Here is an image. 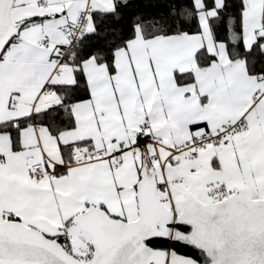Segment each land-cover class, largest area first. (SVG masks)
Returning a JSON list of instances; mask_svg holds the SVG:
<instances>
[{"label": "snow or ice", "instance_id": "snow-or-ice-1", "mask_svg": "<svg viewBox=\"0 0 264 264\" xmlns=\"http://www.w3.org/2000/svg\"><path fill=\"white\" fill-rule=\"evenodd\" d=\"M132 4L0 0V264H264V0Z\"/></svg>", "mask_w": 264, "mask_h": 264}, {"label": "trees", "instance_id": "trees-1", "mask_svg": "<svg viewBox=\"0 0 264 264\" xmlns=\"http://www.w3.org/2000/svg\"><path fill=\"white\" fill-rule=\"evenodd\" d=\"M138 3H139V0H133V4L128 9L123 10V15L120 17L119 21H115V20L107 21L105 24L101 25V31L104 32L105 29H110L114 25H116L118 27H122L126 30L128 23L130 22V17L132 15V13L136 10ZM112 35H113V33L108 32L107 35H102V36H97V37H89L85 41L84 47L88 48V47L103 45L105 40L108 39Z\"/></svg>", "mask_w": 264, "mask_h": 264}, {"label": "water", "instance_id": "water-1", "mask_svg": "<svg viewBox=\"0 0 264 264\" xmlns=\"http://www.w3.org/2000/svg\"><path fill=\"white\" fill-rule=\"evenodd\" d=\"M180 251H181V254H184V249H180Z\"/></svg>", "mask_w": 264, "mask_h": 264}]
</instances>
